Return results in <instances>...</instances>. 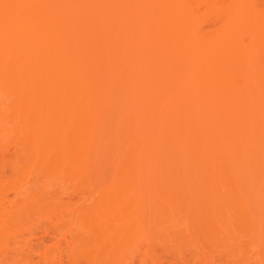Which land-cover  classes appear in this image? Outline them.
Listing matches in <instances>:
<instances>
[{
    "label": "rangeland",
    "instance_id": "374dc122",
    "mask_svg": "<svg viewBox=\"0 0 264 264\" xmlns=\"http://www.w3.org/2000/svg\"><path fill=\"white\" fill-rule=\"evenodd\" d=\"M51 1L73 10L63 18L65 36H87L89 25H77L83 13L119 25L79 48L90 54L82 63L94 87L88 101L94 113L74 159L63 151L48 158L40 147L38 154L27 148L19 118L8 108L9 88L0 90V264H264V52L250 48L264 31L256 27L264 26V2L171 0L173 10L191 8L196 22L202 21L191 38L210 40L225 20L239 25L233 35L240 45L216 67L217 79L202 82L208 44L198 53L178 48L170 61L157 60L156 46L138 58L143 43L168 33L166 27L142 41L123 39L122 21L168 20V0L129 7L124 0ZM4 24L0 18L6 35ZM100 43L108 47L99 50ZM17 54L8 61L11 67L20 61ZM99 56L112 62L96 66ZM243 64L255 65L256 72L235 74L232 67ZM177 65L180 75L198 74L199 82L173 94L160 93L158 79L137 71L169 69L172 76ZM128 92L139 100L122 98ZM219 99L227 100L226 107ZM192 101L199 103L192 122L185 113L165 115L166 106ZM201 118H220L222 125L210 134ZM4 216L11 221L2 223Z\"/></svg>",
    "mask_w": 264,
    "mask_h": 264
},
{
    "label": "bare ground",
    "instance_id": "6f19581e",
    "mask_svg": "<svg viewBox=\"0 0 264 264\" xmlns=\"http://www.w3.org/2000/svg\"><path fill=\"white\" fill-rule=\"evenodd\" d=\"M27 1L0 0V18L5 23L3 27L7 26L6 35L0 30V90L2 91L6 87L9 88L6 93L8 108L19 118L20 123H18L17 129L19 133L23 134L24 139L29 140L27 148L31 149L33 153H37L40 147V153L43 156L48 154V158L59 151H63L74 159V153L83 144L81 134L84 131V124L92 118L94 113V110L88 104V101H90L89 96L92 95L94 87L83 64L84 62L87 63L86 60L90 54L79 53V48L84 42L94 40L95 36L102 32L104 28H113L110 26L116 27L119 24L101 16L95 17L91 21L89 18L84 17L83 13L77 25H89L87 36H65L66 22L63 21V18L71 14L72 9H68L67 6H57L51 0H37V2L32 3ZM138 1L124 0V6L129 7ZM256 1L260 0H250L254 6ZM168 2L169 14L166 21H138L129 26L122 21L120 27L125 29L123 32L127 31V37H123V39L128 40L131 38L142 41L150 33L161 27H166L168 33L156 36L154 40L151 39L147 43H143L145 44L142 48L143 54L138 58L145 57L148 48L156 46L157 60L160 57H167L170 61L175 60V53L178 48H184L186 53H198L202 44H208L205 48L207 51L205 59L207 61L204 63V74H202L204 76L201 81H214L218 78L215 73L220 72L216 67L224 64L225 59L228 62L234 48L240 45L233 35L239 25L236 24L235 26L225 20L223 28L212 35L210 40L202 39L199 35H194L195 37L191 38V32H194L202 22L201 20L196 22V11L191 8L188 11L182 9L176 11L172 9L171 0H168ZM261 2H264V0H261ZM263 6L264 4L260 8H263ZM183 22L185 25H179ZM256 27L264 28L263 24ZM250 32L252 33L251 29ZM92 43L94 44V41ZM106 47H108V44L100 43L98 45L99 50ZM250 48L257 52H264V31L253 37ZM69 51L71 53L68 57L62 56V54ZM17 53L20 61L18 65L11 67L8 61ZM111 62L112 60L108 57L99 56L94 64L102 67ZM232 69L235 74H240L241 71L249 74L256 72V66L253 64L238 65L232 67ZM168 70L150 71L141 66L138 67L137 71L146 80L158 79L160 93L169 92L173 94L181 88H188L193 83L199 82L198 74L180 75V72H178L180 70L179 65L176 66L177 72L175 71L176 73L172 76L167 75ZM148 93H150V90L146 94ZM129 94L130 92L125 93L124 97L121 96L123 94L120 96L122 98L126 97L127 101L139 100L140 98L136 97L137 95L140 96L139 94ZM197 101H192L190 105L180 107L168 105L165 107V115L185 113V117L190 123L191 120L196 119L194 117L199 105ZM4 103L0 101V108ZM227 104V100H223L220 103L221 109L226 107ZM209 105L210 101L207 102L206 108ZM139 115L141 116V114ZM139 115L138 118L140 119ZM205 118L201 119L204 120ZM217 120H220V118L216 119V122ZM205 121L207 123L201 121L200 125L203 127L205 124L207 129H210L208 131L211 132L210 134H212V131L215 132L220 129L222 125V120L218 123L214 119L213 122L211 120L208 122L209 119H205ZM178 130L177 127L173 129V131ZM145 142L144 144H146ZM43 156L41 155V157ZM50 168H52V165ZM49 170L50 173L54 172L52 169ZM49 172H47L48 175ZM79 175L77 176L79 177ZM49 177H51V174ZM128 178L130 177L128 176ZM131 178L130 180L133 181L136 177L134 175ZM117 183H119V186L124 184L121 181H117ZM115 186L117 187V184ZM6 218L3 217L2 223L5 220L4 224L11 221L9 216ZM110 224L111 222L107 220L105 226ZM95 233L101 236L99 238H106L105 233L102 234L101 230H96ZM107 250L106 248L105 253L109 254Z\"/></svg>",
    "mask_w": 264,
    "mask_h": 264
}]
</instances>
